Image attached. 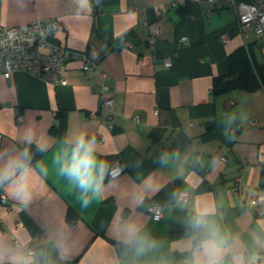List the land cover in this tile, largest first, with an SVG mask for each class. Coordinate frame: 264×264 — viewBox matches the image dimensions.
<instances>
[{"label":"crops","instance_id":"crops-1","mask_svg":"<svg viewBox=\"0 0 264 264\" xmlns=\"http://www.w3.org/2000/svg\"><path fill=\"white\" fill-rule=\"evenodd\" d=\"M52 17L60 28L51 40L76 53L95 51L97 66L84 69L71 58L65 83L56 84L21 69L0 73V148L24 147L21 137L31 132L49 145L34 163L50 165L69 131H86L100 159L120 160L126 170L106 179L87 207L52 168L46 180L37 176L27 205L0 188V238L44 249L54 264H191L189 235L174 237L172 226H189L191 216L212 208L211 219L264 264V210L250 204L264 196V85L215 89V78L229 73L228 56L244 45L235 9L210 0H0V28ZM247 43L254 63L264 64V37L254 26ZM102 71L115 101L111 119L96 91ZM226 149L222 162L218 152ZM163 152L180 159L161 165ZM182 191L191 199L178 205L174 194ZM153 202L163 205L160 218L148 210ZM128 222L155 242L142 257L117 238ZM57 231L68 236L63 255L54 251Z\"/></svg>","mask_w":264,"mask_h":264},{"label":"clouds","instance_id":"clouds-1","mask_svg":"<svg viewBox=\"0 0 264 264\" xmlns=\"http://www.w3.org/2000/svg\"><path fill=\"white\" fill-rule=\"evenodd\" d=\"M234 122L233 116L228 123ZM21 143L24 145L22 148H0V188L25 205L33 198L37 176L46 180L50 168L55 169L60 178L68 181L78 191V199L83 207H87L93 197L102 194L106 179H114L123 171L122 168L114 167L99 158L96 139L86 131H69L53 153L50 165L45 162L34 163L31 150L35 144L37 152L47 153V142H37L34 134L26 131L21 137ZM179 159L178 152H163L159 163L166 165L170 160ZM174 196L177 204L183 205V194ZM214 215V209L206 208L189 219L188 247L192 257L191 264H256L255 256L249 254L245 246L240 245L239 238L226 233L211 219ZM117 238L137 258L146 255L155 247V242L143 233L141 226L132 222L120 226ZM53 239L54 251L57 255H63L68 236L57 231ZM0 264H54V261L44 249L29 248L23 241L13 246L0 238Z\"/></svg>","mask_w":264,"mask_h":264},{"label":"built area","instance_id":"built-area-1","mask_svg":"<svg viewBox=\"0 0 264 264\" xmlns=\"http://www.w3.org/2000/svg\"><path fill=\"white\" fill-rule=\"evenodd\" d=\"M33 1V0H32ZM213 1L216 7H222L225 4L231 5L238 19L240 33L244 40V46L249 51L247 43L248 31L254 26L256 32L264 37V0H210ZM157 15L162 14V10L158 5L154 6ZM209 11L208 13H210ZM60 28V21L57 17L38 19L23 25L4 26L0 28V73L10 75L14 71L21 69L29 71L50 83H65L63 77V67L71 58H79L83 61V68H95L97 66V58L95 51L76 53L60 42L52 41ZM156 27L154 33L150 36V42L156 40ZM221 39L228 41L229 35L222 34ZM185 38L181 39V43L185 42ZM165 65H171L172 59H164ZM102 83L96 87V91L100 95V105L108 110V117L113 118L115 109V101L107 95L110 85L107 80L109 74L106 71L101 72ZM92 112V115H95ZM139 121L140 117H136ZM257 120L252 119L251 123L256 124ZM1 136V134H0ZM104 138V135H101ZM230 149L221 150L218 152V159L222 162L228 160ZM246 162V160H242ZM114 167L125 170V165L116 160L113 163ZM118 175V176H119ZM241 178L238 176L235 179V192H239ZM184 199L190 200L191 194L182 191ZM6 196L3 195L2 201L6 202ZM250 204L258 206L264 210V196H254L250 199ZM148 210L155 218H160L163 214V205L160 203H150ZM15 243H19L16 239ZM29 248L35 249L34 246Z\"/></svg>","mask_w":264,"mask_h":264},{"label":"trees","instance_id":"trees-1","mask_svg":"<svg viewBox=\"0 0 264 264\" xmlns=\"http://www.w3.org/2000/svg\"><path fill=\"white\" fill-rule=\"evenodd\" d=\"M229 73L227 76H218L215 78V89L224 91L233 88H245L255 90L264 85V64L257 65L254 63L251 51L241 45L228 56ZM32 154L34 161L42 154L36 151L32 145ZM77 213L71 209L70 218L76 217ZM174 237L190 235L189 226L173 225L171 229Z\"/></svg>","mask_w":264,"mask_h":264}]
</instances>
